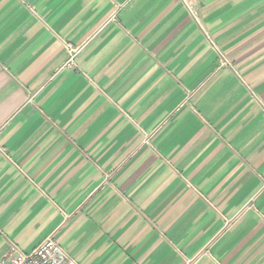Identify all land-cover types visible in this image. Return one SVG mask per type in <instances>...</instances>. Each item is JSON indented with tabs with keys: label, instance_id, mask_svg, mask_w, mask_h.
<instances>
[{
	"label": "crops",
	"instance_id": "obj_1",
	"mask_svg": "<svg viewBox=\"0 0 264 264\" xmlns=\"http://www.w3.org/2000/svg\"><path fill=\"white\" fill-rule=\"evenodd\" d=\"M47 237L264 264V0H0V257Z\"/></svg>",
	"mask_w": 264,
	"mask_h": 264
},
{
	"label": "built area",
	"instance_id": "obj_2",
	"mask_svg": "<svg viewBox=\"0 0 264 264\" xmlns=\"http://www.w3.org/2000/svg\"><path fill=\"white\" fill-rule=\"evenodd\" d=\"M68 59L66 67H76L75 57L78 47L66 43ZM227 61L222 60L225 65ZM0 264H80L74 260L67 251L52 237H47L42 243L31 251H22L15 246L9 247L0 257Z\"/></svg>",
	"mask_w": 264,
	"mask_h": 264
}]
</instances>
